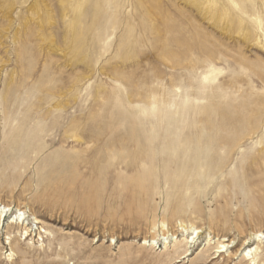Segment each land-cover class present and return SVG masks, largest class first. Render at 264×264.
I'll use <instances>...</instances> for the list:
<instances>
[{
    "label": "rangeland",
    "instance_id": "1",
    "mask_svg": "<svg viewBox=\"0 0 264 264\" xmlns=\"http://www.w3.org/2000/svg\"><path fill=\"white\" fill-rule=\"evenodd\" d=\"M263 1L0 0V264H242L264 235Z\"/></svg>",
    "mask_w": 264,
    "mask_h": 264
},
{
    "label": "bare ground",
    "instance_id": "2",
    "mask_svg": "<svg viewBox=\"0 0 264 264\" xmlns=\"http://www.w3.org/2000/svg\"><path fill=\"white\" fill-rule=\"evenodd\" d=\"M61 4H65L68 3V5L71 4L72 0H58ZM264 4V1H263ZM69 5V6H70ZM32 9H34V7L32 6ZM34 14H38V11H36ZM63 16H65V14H63ZM70 138H74L76 142L80 141V138L77 137L76 133H71ZM86 164V163H84ZM9 212V209L6 208L5 206L1 207L0 206V227L3 225V220L6 217L7 213ZM24 217V213L20 212L18 210V214L12 218L8 223V230L9 229H17L18 232H20V236H23L25 239L30 235V229L27 227V225L25 224V219ZM34 220L36 221V218H34ZM181 226V225H180ZM165 225L164 223H162V228H164ZM43 233H45V230L43 231ZM195 234L197 235V232H195ZM7 238V244L10 246L12 240L14 242L17 241V243H19V240L14 239V237L11 239L10 234L8 235ZM40 237V234L38 235ZM173 238V236H172ZM253 239L254 242L256 243V245L250 249V247L248 248L247 251H244L243 255H242V264H264V251L261 249V245L263 244V239H264V235L261 233H254L253 234ZM176 240V239H174ZM209 242V240H208ZM155 243V239L154 237H152V245H154ZM182 243L181 242H177V244L175 246H180ZM187 244V243H186ZM217 251L215 253L219 254L218 257L221 256V254H228L227 259H230L233 255V253L228 252L227 247L224 245L223 242L218 243V247ZM10 255V254H9ZM233 258V257H232ZM226 259V261H227Z\"/></svg>",
    "mask_w": 264,
    "mask_h": 264
}]
</instances>
